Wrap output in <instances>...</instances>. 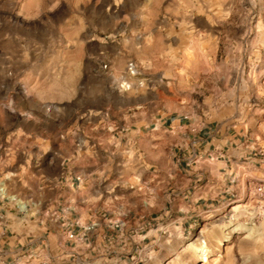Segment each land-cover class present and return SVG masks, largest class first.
Wrapping results in <instances>:
<instances>
[{
    "label": "rangeland",
    "instance_id": "1",
    "mask_svg": "<svg viewBox=\"0 0 264 264\" xmlns=\"http://www.w3.org/2000/svg\"><path fill=\"white\" fill-rule=\"evenodd\" d=\"M0 184L1 264H264V0H0Z\"/></svg>",
    "mask_w": 264,
    "mask_h": 264
},
{
    "label": "crops",
    "instance_id": "2",
    "mask_svg": "<svg viewBox=\"0 0 264 264\" xmlns=\"http://www.w3.org/2000/svg\"><path fill=\"white\" fill-rule=\"evenodd\" d=\"M61 179V178H60ZM47 182V181H46ZM63 181H57L56 186L62 187ZM45 216L54 211L59 222L58 228L62 231L67 224L66 216L62 215L63 209L58 204L55 210L44 202ZM28 208L32 209L34 203H26ZM45 226L44 220L40 221L35 218L31 219L28 215H21L16 209L8 205L5 201H0V264L12 258L13 261H22L29 253L44 254L51 246L48 244L46 232L43 231ZM49 238V237H48ZM49 245V246H48ZM63 250V244L60 245Z\"/></svg>",
    "mask_w": 264,
    "mask_h": 264
},
{
    "label": "built area",
    "instance_id": "3",
    "mask_svg": "<svg viewBox=\"0 0 264 264\" xmlns=\"http://www.w3.org/2000/svg\"><path fill=\"white\" fill-rule=\"evenodd\" d=\"M0 201H5L8 205L16 209L18 213L21 215H24L25 213H27L26 203L14 195H8L4 187V184H0ZM69 238H73V235L70 234Z\"/></svg>",
    "mask_w": 264,
    "mask_h": 264
},
{
    "label": "bare ground",
    "instance_id": "4",
    "mask_svg": "<svg viewBox=\"0 0 264 264\" xmlns=\"http://www.w3.org/2000/svg\"><path fill=\"white\" fill-rule=\"evenodd\" d=\"M203 251V250H202ZM201 258H203L204 260H206V255H205V252H203V255H200Z\"/></svg>",
    "mask_w": 264,
    "mask_h": 264
}]
</instances>
